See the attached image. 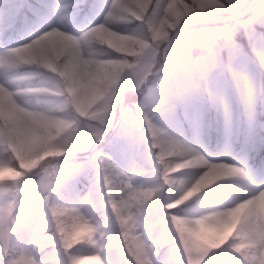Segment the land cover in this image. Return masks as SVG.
<instances>
[{
	"label": "clouds",
	"instance_id": "clouds-1",
	"mask_svg": "<svg viewBox=\"0 0 264 264\" xmlns=\"http://www.w3.org/2000/svg\"><path fill=\"white\" fill-rule=\"evenodd\" d=\"M0 264H264V0H0Z\"/></svg>",
	"mask_w": 264,
	"mask_h": 264
}]
</instances>
